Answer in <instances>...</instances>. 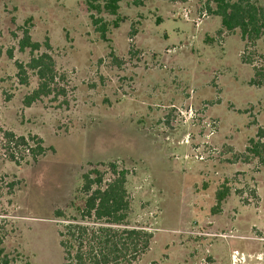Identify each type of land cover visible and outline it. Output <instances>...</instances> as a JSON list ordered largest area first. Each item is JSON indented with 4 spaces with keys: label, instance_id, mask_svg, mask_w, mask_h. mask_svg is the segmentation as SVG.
Wrapping results in <instances>:
<instances>
[{
    "label": "rangeland",
    "instance_id": "1",
    "mask_svg": "<svg viewBox=\"0 0 264 264\" xmlns=\"http://www.w3.org/2000/svg\"><path fill=\"white\" fill-rule=\"evenodd\" d=\"M140 1L102 15L104 40L85 0H0L5 247L18 264H64L59 231L85 205L83 174L107 183L115 163L128 227L153 235L134 264H264V38L224 29L217 0ZM24 30L65 95L24 102L39 82L31 70L20 81ZM7 133L39 137L46 154L31 161Z\"/></svg>",
    "mask_w": 264,
    "mask_h": 264
},
{
    "label": "trees",
    "instance_id": "2",
    "mask_svg": "<svg viewBox=\"0 0 264 264\" xmlns=\"http://www.w3.org/2000/svg\"><path fill=\"white\" fill-rule=\"evenodd\" d=\"M123 1L126 0H85L92 13V23L102 39L107 40L108 31L102 15L117 16ZM133 2L135 5L141 4L140 0H133ZM217 2L215 14L221 17L224 29L228 31L239 29L243 40L254 41L264 38V5L262 3L256 0H217ZM41 48L42 44L32 40L29 30H24L20 40V50L29 49L32 57L26 66L17 63L20 81L22 85H28L27 70L35 72L39 80L37 88L25 98L24 102L27 105L53 95L66 94V91L59 88L56 82L54 59L49 53H39ZM256 75H260L259 71ZM262 134L264 129L260 130L259 136ZM6 138L9 146L14 145L18 149H23L25 153H28L31 161L37 162L47 152L43 146V140L37 136L26 138L7 133ZM251 142L254 141L251 140ZM256 144V154L259 155L257 152L259 143ZM12 157L14 158V155ZM109 169L112 179L107 183H105V173L98 168H92L82 176L80 191L85 196V205L78 209L79 217L68 220V223L59 231L60 245L64 251V264H134L141 254L151 248L153 242L151 233L128 227L131 208L126 187L128 172L120 170L115 163H111ZM229 194V187L224 185L219 189L218 205L215 209L217 212ZM56 216L64 217L62 211H57ZM17 261L8 253L5 247V236L0 229V264H18Z\"/></svg>",
    "mask_w": 264,
    "mask_h": 264
}]
</instances>
